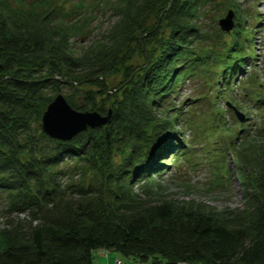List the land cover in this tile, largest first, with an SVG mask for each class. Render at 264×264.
Listing matches in <instances>:
<instances>
[{"label": "trees", "instance_id": "trees-1", "mask_svg": "<svg viewBox=\"0 0 264 264\" xmlns=\"http://www.w3.org/2000/svg\"><path fill=\"white\" fill-rule=\"evenodd\" d=\"M39 1L0 0V191H17L16 209L30 217L0 228V264H94L99 250L137 264H264V144L236 149L245 198L240 212L142 202L132 190L140 184L150 198V186L161 188L152 176L157 161L182 154L173 129L179 114L170 115L162 99L193 74L181 75L189 62L204 64L216 53L204 49L203 58L190 45L207 0H142L133 13L120 8L108 43L83 57L69 52L65 26L58 20L54 26L52 10ZM233 7L231 34L238 38L240 14ZM234 49L232 39L217 54L225 60ZM135 56L143 63H127ZM118 71L123 80L108 88L104 78ZM219 76L225 78L222 71ZM62 83L95 86L79 104L66 97L68 104L101 114L110 109V119L69 140L52 139L53 158L29 155L23 133L51 101L46 91L58 93ZM116 153L122 154L118 164ZM64 157L96 168L98 185L60 187L59 172L49 166Z\"/></svg>", "mask_w": 264, "mask_h": 264}, {"label": "rangeland", "instance_id": "rangeland-1", "mask_svg": "<svg viewBox=\"0 0 264 264\" xmlns=\"http://www.w3.org/2000/svg\"><path fill=\"white\" fill-rule=\"evenodd\" d=\"M141 1L135 0L134 5H129L128 0L39 2L41 9L52 10L54 26L56 20L59 26L60 22L65 26L69 52L74 57H83L93 55L108 43L109 32L120 17V8L133 13L135 5ZM233 2L240 14L238 38L231 34L235 24L228 32L221 30L218 24L228 10L233 11ZM14 4L18 5L16 0ZM197 15L194 23L199 32L190 45L203 58L206 56L204 49H213L216 53L207 57V63L202 64L200 59L189 62L181 75L184 78L188 73L193 74L181 78L180 85L162 99L169 107L170 115L179 114L173 129L176 133L174 141L183 142L179 149L182 154L176 158L173 152L166 153L157 161L152 176L161 188L155 190L153 185L150 186V198H144L140 184H134L132 190L143 197L142 202L165 199L179 206H206L214 212H240L245 207V198L239 179L241 171L237 166L236 149H244L243 142L250 147L264 144V130H260L264 127V102L255 101L264 98V0H207L202 3ZM232 19L235 23V13ZM232 39L237 42V49L224 60L217 53H221ZM127 63L137 66L143 63V59L135 56ZM234 65L239 69L233 71ZM221 71L225 78L220 80ZM121 80V71L104 78L108 88H114ZM94 87L62 83L60 92H46L51 100L60 93L65 99L69 97V100L79 104L84 91L94 90ZM228 103L242 114V121L237 119ZM22 138L28 144L29 155L46 160L53 158L56 143L43 133L41 118L30 122ZM173 145L179 146L177 143ZM121 158L122 154L116 153L115 164ZM49 170L59 172L58 181L62 188L72 184L95 186L100 181L97 169L77 157H64L60 163L51 164ZM16 194L17 191H0V228L27 224L30 220L27 211L16 209L21 201ZM93 263L137 264L130 259L126 263L122 255L106 250L94 251Z\"/></svg>", "mask_w": 264, "mask_h": 264}, {"label": "water", "instance_id": "water-1", "mask_svg": "<svg viewBox=\"0 0 264 264\" xmlns=\"http://www.w3.org/2000/svg\"><path fill=\"white\" fill-rule=\"evenodd\" d=\"M234 12L228 10L226 15L219 19L218 24L221 30L230 31L234 25L232 16ZM232 108L239 121L243 116L233 105L227 104ZM111 116V110L108 109L106 114L98 111H78L72 108L62 94H56L49 102L41 116V129L52 139L66 141L71 139L77 133L88 127H100L106 124Z\"/></svg>", "mask_w": 264, "mask_h": 264}, {"label": "bare ground", "instance_id": "bare-ground-1", "mask_svg": "<svg viewBox=\"0 0 264 264\" xmlns=\"http://www.w3.org/2000/svg\"><path fill=\"white\" fill-rule=\"evenodd\" d=\"M44 133V132H43ZM244 193V192H243Z\"/></svg>", "mask_w": 264, "mask_h": 264}]
</instances>
